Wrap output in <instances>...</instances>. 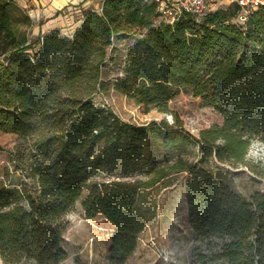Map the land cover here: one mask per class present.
<instances>
[{
	"label": "trees",
	"instance_id": "1",
	"mask_svg": "<svg viewBox=\"0 0 264 264\" xmlns=\"http://www.w3.org/2000/svg\"><path fill=\"white\" fill-rule=\"evenodd\" d=\"M32 25L25 7L0 0V131L26 140L15 156L27 157L36 176L21 189L0 185L3 260H64L68 213L103 170L109 175L87 183L82 206L87 217L102 215L114 227L110 264H129L145 228L134 211L140 189L186 171L189 225L206 244L197 246V262L264 264V188L246 199L182 153L148 169L151 152L141 137L154 132L180 145L190 136L166 120H125L94 100L115 41L126 40L114 90L161 112L183 91L200 97L223 115L195 137L200 154L264 179V164L249 157L255 140L264 145V3L244 12L235 1L168 22L154 0H103L84 9L72 32L33 35ZM146 169L148 177H134Z\"/></svg>",
	"mask_w": 264,
	"mask_h": 264
},
{
	"label": "rangeland",
	"instance_id": "2",
	"mask_svg": "<svg viewBox=\"0 0 264 264\" xmlns=\"http://www.w3.org/2000/svg\"><path fill=\"white\" fill-rule=\"evenodd\" d=\"M126 42L123 39L115 41L113 55L102 70L103 91L96 94L94 100L110 106L123 119L136 124H147L151 121L161 123L166 120L191 138L180 145H174L154 132L145 134L140 138V146L151 152V162L146 167L149 169L158 162H165L177 153H182L206 166L215 177L228 183L246 199H250L255 191L262 190L264 179L249 167L233 166L214 156L204 157L200 154L195 141L199 131L223 121V115L213 107L205 105L200 97L183 91L169 101V112H161L114 90L113 82L122 73ZM25 146L28 143L18 134L0 131V185L21 189L26 184L36 183V176L30 171L29 159L25 157L20 162V156H15ZM249 157L264 164V145L255 140L249 149ZM106 174L109 175L107 171L101 170L88 182ZM148 175L146 169L136 173L134 177L146 178ZM186 177V171L172 172L153 186L140 189L134 211L145 222V228L138 236V246L129 257V264H199L195 258L196 248H206V244L204 240L196 237L189 225L185 196ZM87 183L82 196L68 213L69 223L62 240L66 257L57 264H110L107 253L115 230L102 215H85L82 199L88 191ZM214 240L218 242L221 238ZM0 264L38 263L29 259L7 263L0 255Z\"/></svg>",
	"mask_w": 264,
	"mask_h": 264
},
{
	"label": "crops",
	"instance_id": "3",
	"mask_svg": "<svg viewBox=\"0 0 264 264\" xmlns=\"http://www.w3.org/2000/svg\"><path fill=\"white\" fill-rule=\"evenodd\" d=\"M26 8L33 25L32 34L52 29L72 32L81 22L84 9L99 8L103 0H16ZM236 0H218L214 8L225 7Z\"/></svg>",
	"mask_w": 264,
	"mask_h": 264
},
{
	"label": "built area",
	"instance_id": "4",
	"mask_svg": "<svg viewBox=\"0 0 264 264\" xmlns=\"http://www.w3.org/2000/svg\"><path fill=\"white\" fill-rule=\"evenodd\" d=\"M160 13V18L168 22H174L184 13H192L202 17L208 11L214 9L218 0H154ZM244 12L264 3V0H236ZM244 17V15H242Z\"/></svg>",
	"mask_w": 264,
	"mask_h": 264
}]
</instances>
